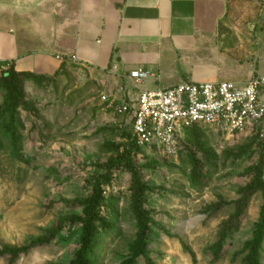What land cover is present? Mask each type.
<instances>
[{"label": "rangeland", "instance_id": "rangeland-1", "mask_svg": "<svg viewBox=\"0 0 264 264\" xmlns=\"http://www.w3.org/2000/svg\"><path fill=\"white\" fill-rule=\"evenodd\" d=\"M228 12L221 47L243 60L264 35L261 7L230 0ZM7 69L0 68V251L29 247L15 264H70L80 227L66 221L81 216L97 179L101 204L88 264H242L264 210L261 191L245 197L256 169L264 181L255 140L199 127L181 136L177 157L143 150L122 160L129 125L101 101L94 75L74 64L52 75L12 68L7 76ZM130 166L146 188L144 256ZM237 216V230L221 242L224 225ZM59 225L48 244L33 245ZM218 243L222 259L212 263Z\"/></svg>", "mask_w": 264, "mask_h": 264}, {"label": "crops", "instance_id": "crops-1", "mask_svg": "<svg viewBox=\"0 0 264 264\" xmlns=\"http://www.w3.org/2000/svg\"><path fill=\"white\" fill-rule=\"evenodd\" d=\"M253 1L264 19V0ZM227 12L228 0H0V68L52 75L74 64L118 103L185 82L242 85L264 75V35L231 59L220 43ZM71 56L77 62L57 59ZM139 69L153 77L120 75Z\"/></svg>", "mask_w": 264, "mask_h": 264}, {"label": "built area", "instance_id": "built-area-1", "mask_svg": "<svg viewBox=\"0 0 264 264\" xmlns=\"http://www.w3.org/2000/svg\"><path fill=\"white\" fill-rule=\"evenodd\" d=\"M61 63L77 62L75 56L57 57ZM112 70L118 72L114 65ZM136 84L152 78L148 71H129ZM101 101L119 117L127 119L130 141L143 150L177 157L185 129L208 127L226 137L255 140L264 153V75L242 85L229 82H185L142 92L135 102Z\"/></svg>", "mask_w": 264, "mask_h": 264}, {"label": "trees", "instance_id": "trees-1", "mask_svg": "<svg viewBox=\"0 0 264 264\" xmlns=\"http://www.w3.org/2000/svg\"><path fill=\"white\" fill-rule=\"evenodd\" d=\"M230 0H228L229 5ZM229 16V12H227L226 17L224 18V21L220 23V33H224L223 27L224 23L227 21ZM13 66L10 65L8 69L4 72L7 76L10 74V71H12ZM201 126H193L189 129L193 128H199ZM188 129L183 130L182 135L186 133ZM131 135L130 132L127 137V146L126 150L119 156L122 160L126 159L130 161V159L135 158V156L139 155L142 150L139 149L134 145L133 142L130 141ZM253 140V139H252ZM181 141V138H180ZM181 144V143H180ZM180 144H179V150L180 151ZM259 147V153L261 154V157L264 159V153L263 149L259 144H257ZM118 159V165L119 163H122V160ZM259 169H256V177L254 180V183H252L250 186H248L246 190L245 197H248L250 194L254 192L261 191L264 195V181L261 179V173L258 171ZM130 171L132 173L133 177V188H134V194H133V202L136 208V215L137 218L140 219L141 222V248L138 252V255L144 256L143 247H144V241L147 239L146 229H147V220L144 217L142 211H141V205H142V197L144 192L146 191V188L141 183V179L139 177V174L137 173V170L135 167L130 166ZM102 179H105V177H102ZM102 181L97 179L94 182L92 194L90 196V199L86 203V206L83 209V212L80 217L72 218L70 220H67L66 223H69L71 225H76L77 227H80V240H79V248L77 252L75 253L73 260L70 262V264H88V260L93 257L94 254V246L96 244V231H97V222H98V210L99 206L101 204V193L99 190L100 183ZM193 184H195L196 180L192 181ZM243 200V199H242ZM239 207L241 205L239 204ZM238 214L240 216V211H238ZM235 217L232 220H229L223 228V231L221 233V242H224L231 233L235 232L237 230L238 226V217ZM235 226L234 228H232ZM61 229V225H59L56 229L52 230L45 238L36 240L33 245L34 246H40L48 244L51 240V238L55 235L57 231ZM255 238L250 244V246L247 249V255L243 259L242 264H260L259 263V251L261 249V246L264 242V210L260 217V224L258 226V231L255 233ZM221 245L218 243V252L216 257L213 259L212 263H216L220 259H222L221 254ZM29 254V247H5L0 251V259L4 260L6 264H15L20 258L26 257ZM134 260L130 263L126 264H132ZM145 264H152L150 260L145 259Z\"/></svg>", "mask_w": 264, "mask_h": 264}]
</instances>
